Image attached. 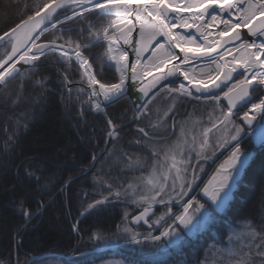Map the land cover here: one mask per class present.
I'll use <instances>...</instances> for the list:
<instances>
[{"label":"trees","instance_id":"16d2710c","mask_svg":"<svg viewBox=\"0 0 264 264\" xmlns=\"http://www.w3.org/2000/svg\"><path fill=\"white\" fill-rule=\"evenodd\" d=\"M44 2L0 0V34ZM68 12L69 9L60 10L55 18ZM89 22L93 24L91 30L87 27ZM105 23L98 12L85 13L83 17L57 24L41 40L62 37L60 42L70 39L82 46L89 45L96 38L89 32L102 31ZM91 44L82 52L92 64L96 78L105 84L116 83L106 46ZM61 72L72 83L83 75L74 61L60 62L54 53H49L0 88V264H234L226 257L210 259L204 258V254L212 251L210 255L214 258L217 251L225 253L221 249L226 236L239 222H250L258 232H264V151H261L239 180L229 209L213 218L191 240L177 227V249L173 248L174 243L169 245L162 239L158 243L125 244L114 252L71 259L48 256L27 263L30 255L48 252L70 255L127 240L123 229L128 217L136 211L135 206L124 197L120 199L126 202L113 201L109 192L120 185L135 183L134 177L149 171V167L135 172L121 171L127 164L124 153L147 157L148 165L152 162L149 147L134 144L137 128L150 131V122L155 118L151 117L155 111L149 113L151 104L148 115L134 119L135 105L145 104L148 97L136 91L105 108L107 119L117 126L118 138L113 140L108 136L110 128L103 115L91 112L86 92L80 94L78 85L67 88ZM160 100L158 96L153 102ZM183 102L184 98L180 99L179 107ZM176 111L179 109L167 118L170 133L172 119H183L187 114V110L181 114ZM173 137L175 134L169 140ZM93 156L97 158L93 160ZM103 197L110 202L88 210V204ZM24 209L33 214L31 219L23 216ZM82 210L86 212L74 231L75 220ZM159 231L157 227L154 234ZM147 233L139 232L142 236ZM251 264H261L260 258L253 254Z\"/></svg>","mask_w":264,"mask_h":264},{"label":"snow or ice","instance_id":"6c2138e0","mask_svg":"<svg viewBox=\"0 0 264 264\" xmlns=\"http://www.w3.org/2000/svg\"><path fill=\"white\" fill-rule=\"evenodd\" d=\"M67 3L73 6L72 15L65 16L64 21L57 23H64L74 17H83L85 13L93 12H98L101 20L106 21L102 31L93 30L89 35H95L96 39L93 43L107 44V55L110 60L116 59L112 55L114 51L119 52V59L116 62L119 64L123 61L124 69L121 71L118 83L105 84L96 79V75L92 72V64L82 52V47L93 46L91 43L82 46L79 42L70 39L62 44L58 43L62 37H54L46 43H37L48 31V28H41V24L54 19L57 9L63 8ZM84 5L87 7H83ZM77 8L81 11L77 12L75 10ZM225 14L227 17L238 16V19L225 18ZM257 15L264 17V0H255V2L253 0H45L42 6H36L34 13L26 20L0 34V43L11 45V51L0 59V69H2L0 84L6 85L10 79H14L15 75L19 74L17 64L20 62L31 64L49 53H58L62 58H70L69 52L65 50L67 48L84 69L88 87L92 89L87 102L93 109L100 111L102 105L96 99L99 96L102 95L104 102L110 104L126 94L125 81L129 78L127 76L129 52L126 48L131 47L136 56V60L130 65L132 81L138 79L137 64L141 62L144 53L151 52L148 61L160 72V75L154 77L150 87H140L138 91L148 97L152 88H157L158 85L160 87L147 103L135 105L134 119L148 115L149 105L158 96L161 97L162 103L168 100L172 103L162 115L157 108V119L150 122L151 131L144 127L137 128L134 144L149 147L151 165L147 164V157L142 159L139 155L133 157L127 153L123 154L127 164L121 171L135 172L149 167L148 174L145 176L141 172L139 177L133 178L135 183L120 185L117 190L110 191L109 196L116 200L124 197L142 208L139 215L133 217V222L143 221L149 228L153 224L160 228L159 235L149 232L143 239L138 238L139 233L125 228L124 232L132 244L158 243L163 239L171 245L179 238L177 225L191 230L189 226L193 222V214L190 210L194 205L195 213L201 214L204 218L208 216L206 211L202 212L205 204L195 199L182 203L183 210L180 214L173 213L170 206L174 200L183 201L193 190L198 179L197 169L201 168L200 161L208 159L207 153L212 151L214 154L215 150L231 148L228 159L217 169L219 177L214 176L213 181L201 190L212 205L220 208L228 200L251 156V153L241 148L244 126H247L253 137L264 146V98H261L259 103H250L252 94L257 89L264 88V20H260L259 25H254L253 21L257 19ZM133 16L136 20L135 24L131 19ZM57 23L51 24V27L55 29ZM219 25H223V29L216 31ZM87 27L93 29L92 22H89ZM137 28L138 33L134 36L133 33ZM241 28H246L252 37L262 39L259 42L256 39L244 40ZM190 29H195L199 35L192 34L188 31ZM34 33L38 34L34 35ZM121 42L124 47H121ZM29 44L31 46L19 55L18 60L14 59L21 49ZM114 44L115 48H113ZM180 53L183 54L182 59ZM193 60L204 61L201 69L202 78H195L181 67L189 65ZM177 75L182 76L187 84L181 82L177 87H172L174 81L169 78ZM97 85L99 91L96 90ZM193 89L195 93L200 94L195 98L206 106L213 105V111L219 110L220 116L216 118L212 128L204 129L202 142L195 135L189 142L182 128L180 137L169 143L170 136L175 134V120L173 119V132L170 133L167 118L174 111L178 97H193ZM216 90L219 92L217 93ZM68 91L71 93V89ZM84 92L83 88L79 89L80 94ZM223 101H226V108L222 107ZM247 104H250V107H247L240 116L243 124L234 122L232 117L236 114V110ZM108 125L109 138L117 139V126L111 119L108 120ZM218 125L223 127V135L213 144L210 142V135L213 129L218 130ZM257 130H259L258 137ZM95 159L96 157L93 156V160ZM108 187L112 188V185L108 184ZM108 202H110L109 198L103 197L88 204L87 208L97 209ZM155 204L166 205L168 210L149 223V214L153 213ZM22 214L28 219L33 215L27 209H24ZM169 220L172 222L168 223ZM73 228L75 230V225ZM247 229L244 237L237 238L241 245L238 250L232 248L223 250L229 256L239 255L237 264H251L253 254L260 258L261 264H264V232H258L250 222L247 224ZM258 238L259 243H257ZM245 247L248 249L247 252L244 251Z\"/></svg>","mask_w":264,"mask_h":264},{"label":"rangeland","instance_id":"374dc122","mask_svg":"<svg viewBox=\"0 0 264 264\" xmlns=\"http://www.w3.org/2000/svg\"><path fill=\"white\" fill-rule=\"evenodd\" d=\"M83 7H85V5ZM75 10L77 11V9H75ZM79 10L81 11V9H79ZM71 11H73V6L71 7ZM80 11H78V12H80ZM95 39L96 38H94V40ZM94 40L91 43H93ZM61 42L64 43L65 41H61ZM103 44L106 46V56H107V59H108V63L110 65H113V60H110L108 58V55H107V44H105V43H103ZM7 47H8V44H6L5 46L2 47V51L0 50V52L2 54L1 56H3L7 52ZM112 55H113V53H112ZM73 61H75V60L71 59L69 61H65V63H70V62H73ZM82 73H83V75L77 81L85 84V83H87V76L84 75V71H82ZM82 77H83V80H82ZM147 83L145 84V86L147 85ZM178 85L179 84H175V83L171 84L172 87H177ZM156 92L157 91H155V93ZM183 98H184V102L185 101L186 102L183 105V107H181V106L179 107L180 99H183ZM161 103H162V100H160L159 102H153L152 105H151V108H150L151 110H150L149 113L152 114L155 111L153 113V115L151 116V117H153V116L155 117L153 119V122L157 119V108L160 109V114L162 115L163 111L167 109V107L172 103V101L170 100L168 103H166L165 106H160ZM213 107H214L213 105H208V106L204 105L201 100H197L194 96L193 97H187V96L178 97L174 111L176 110V108H178L179 112L176 111L177 112L176 114H178V113L181 114V113H183V112H185L187 110V112H186L187 114H186V116L183 119L180 118V117L178 119H175V122H177L175 124V126H176V128H175V130H176L175 131V137H173V139L169 140L168 142L171 143V142L177 140L180 137V133H181V129L182 128L184 130L185 136L189 139V142H191V137L193 135L197 136L198 140L202 142V139H203L202 133H203L204 129L206 127H208V125H210L211 123H214L216 118L220 116L219 110L213 111ZM222 107H225V106H223V104H222ZM172 113H174V112H172ZM172 113H170L169 116ZM234 122L237 123L236 120ZM172 126H173V119H172V121L170 123V128ZM149 128H150V125H149ZM150 131H151V128H150ZM220 134L223 135V129H222V131H220ZM220 134L217 137H220L221 136ZM213 138H215V137H213ZM253 139L256 142H259L258 139L254 138V137H253ZM214 144H215V142H214ZM200 165H201V168L197 169L198 176L201 173V171L204 169V167H203L204 165L201 164V163H200ZM148 172L144 173V175L146 176L148 174ZM230 196H231V194L229 195V198H230ZM190 198L191 197L189 196V198L187 200H189ZM194 199L203 204L201 199L200 200H198L197 198H194ZM226 203H227V201L220 208H218L219 211L223 210L226 207ZM194 208H195V205L193 206V209L190 210L192 212V214H193V222L191 224L193 232L200 231L205 226L206 222L211 221L210 218H204L201 214L195 213ZM167 210L163 209L160 213L157 214V216L151 217L150 218V222L152 223V221H154L161 214L167 212ZM203 211H207V213H208V209L206 208V206H205V209L202 210V212ZM154 226L157 227V225L153 224V227ZM125 228H129L133 232L138 233V231L135 228H132L129 224H127L126 227H124V229ZM124 229H123V231H124ZM246 231H248V229H247V224L245 222H239L236 225H234V228H231L229 233L226 236L227 239H226V242H225V244L223 246V249L232 248V249H237L238 250L241 247V245L238 243L237 238L238 237H244V234H245ZM230 237H231V240H230ZM246 239L247 238L245 237V240ZM174 245H175V243H174ZM176 246H177V244H176ZM223 249H221V250H223ZM245 250H246V248H244V251ZM211 252L212 251H210L208 253H205L204 254V258L209 257L210 259L211 258L212 259H218V256H219V258L221 259V258H225L226 257L229 260L233 261L234 264H237V261L239 260V255H237V256H229L226 251H225V253H218V251H217L215 253L216 256L214 255V258H213V256L210 255ZM223 260H225V259H223ZM221 264H224V263H221Z\"/></svg>","mask_w":264,"mask_h":264},{"label":"water","instance_id":"95a60500","mask_svg":"<svg viewBox=\"0 0 264 264\" xmlns=\"http://www.w3.org/2000/svg\"><path fill=\"white\" fill-rule=\"evenodd\" d=\"M72 5L70 4V3H67V4H65V6L63 7V8H59V9H57V12L54 14V17L57 15V13L60 11V10H63V9H66V8H70ZM32 15V14H31ZM26 20V19H25ZM61 20H64V18H61L60 20H54V19H52L51 21H45L43 24H41V28H48V30L51 28V24H53V23H57V21H61ZM260 20H264V17H261V16H259V15H257V19L255 20V21H253V24L254 25H259V21ZM20 23V22H19ZM190 31H192V33L193 32H195V34H197V35H199L198 33H196V31H195V29H190ZM241 33H242V38L244 39V40H248V41H251L252 39H256L257 41H259L260 39H262V38H259V37H252L249 33H248V30L246 29V28H241ZM135 34H134V36L137 34L136 33V31L134 32ZM35 34H38V33H34V35ZM46 42H48V41H37V43H46ZM0 44H2V43H0ZM62 44V43H61ZM31 45L29 44V45H27L25 48H22L21 49V52L20 53H18L17 54V56L16 57H14V59H16V60H18V58H19V55L20 54H22L25 50H26V48L27 47H30ZM121 47H124L123 45H122V42H121ZM65 50H70V49H67V48H65ZM126 50L129 52V65H128V70H131V62H134L135 60H136V56H135V53L132 51V48L131 47H127L126 48ZM9 51H11V45H10V47H9ZM8 51V52H9ZM71 51V50H70ZM179 50L177 49V52H178ZM56 54H58V53H56ZM151 55V52H146V53H144V56L141 58V62L139 63V64H137V72H138V79H137V81H135L134 83H127L126 81H125V86H126V89H127V91H126V94L125 95H123V96H127V95H130V93H132V92H134L135 90H137V89H139L140 88V86L143 84V83H145L148 79H150L151 78V76L154 74V70L153 71H151V72H149V73H147L146 71H148V69H149V67L148 66H150V65H148V64H150V61H148V57ZM4 58V57H3ZM3 58H1V59H3ZM180 58L182 59L183 58V54L182 53H180ZM61 60H64V61H67V59H61ZM10 63V62H9ZM34 62H32L31 64H23V65H21V66H17V68L20 70L19 71V74L20 73H22L27 67H29V66H31L32 64H33ZM197 63H204V61L203 60H193V61H191V63L189 64V65H187L188 66V68L190 67V66H192V65H194V64H197ZM6 66V65H5ZM183 69L186 67V66H184V65H182L181 66ZM186 69V68H185ZM0 71H2V69H0ZM116 73H117V71H116ZM19 74H17V75H15V77H17V76H19ZM117 75H118V73H117ZM235 75V74H234ZM154 76V75H153ZM120 78V77H119ZM11 80V79H10ZM176 81H178L179 83H181V82H184L185 84H187V81H184V78L182 77V79L180 78H177L176 79ZM8 83V82H7ZM4 84H0V88L3 86ZM67 85H69V86H71V85H73V84H70V83H68L67 82ZM79 85H81L82 87H83V89L84 90H86V92H87V94L89 95L90 93H91V90H90V88L88 87V84L87 83H85V84H82V83H79ZM134 85V86H133ZM217 91V93L219 92V90H216ZM193 93H194V96H198V95H200L199 93H195V90L193 89ZM123 96H121V97H123ZM120 97V98H121ZM98 101L101 103V105H102V110H100V112H102L103 113V115H104V108L105 107H107L108 105H110V104H112V103H110V104H108V103H106V102H104V100H103V96L101 95V96H99L98 98ZM119 100V99H118ZM117 100V101H118ZM224 103H225V106H226V101H223ZM92 111H94V112H97V110H95V109H93L92 108ZM219 126V125H218ZM246 128H248L247 126H245ZM208 128H212V125L211 126H209ZM140 211H142V210H140ZM140 211L139 212H137L134 216H137V215H139V213H140ZM85 211H82L81 213H80V215L78 216V218H77V220L80 218V216L82 215V213H84ZM155 212V208H154V206H153V213ZM153 213H150L149 214V216H151V215H153ZM134 216H132L129 220H130V222H131V224L133 225V226H135V225H138V224H142V225H144L145 227H149L148 226V224H145L143 221H139V222H133V217ZM77 220H76V224L78 223L77 222ZM115 246V245H114ZM114 246H104L103 248H97V249H94L93 251H103V250H106V249H111V248H113ZM90 252H92V251H87V252H85V253H90ZM49 255V253L48 254H37V255H32V256H30V258L28 259V262H31V261H33V260H38L39 258H43V257H45V256H48ZM55 256H57V257H62L63 255L62 254H59V255H55Z\"/></svg>","mask_w":264,"mask_h":264},{"label":"flooded vegetation","instance_id":"af4514ba","mask_svg":"<svg viewBox=\"0 0 264 264\" xmlns=\"http://www.w3.org/2000/svg\"><path fill=\"white\" fill-rule=\"evenodd\" d=\"M261 98H264V88L257 89V91L252 94L250 103H257V102L260 101ZM247 107H250V104H247L244 107L240 108L236 112V114L232 117L233 121L236 120L237 123L239 124L238 121H240V115H241V113H243V111L247 110ZM240 124H241V122H240ZM244 128H245V132H244V134H245L248 130L246 129V127H244ZM222 129H223V127L222 126H219L218 127V130L216 129V130H214L212 132V134L210 135V142L211 143L214 144V142L218 138L217 136L220 134V131H222ZM213 137H215V138H213ZM244 139H246V138H244ZM244 139H243V141H244ZM245 144H241V148L245 152L251 153L250 158L258 157L259 152L262 151V150H264V146H261L260 144H258L256 146V148H253V149L250 148L251 143L250 144L245 143ZM230 152H231V148L230 147H225V148H221V149L215 150V153L214 154H213V152L209 151L207 153L208 159L207 160H201L200 161V163L204 165L203 166L204 169L201 171L200 176H199V180H198L199 186L193 187V190L190 193L191 194L192 193L193 194H200L201 197H202V199H203V201L206 203L205 206H206V208L208 210H211L213 208L217 209V208H216V206L212 205L210 201H208L207 197H205L203 195V192L201 190L203 189V187L206 184H209L210 181H213V178H214L213 177L214 170H216V168L220 167L222 164L225 163V161L228 159V157L230 155ZM249 164L250 163H248V165ZM237 184H238V182H237ZM209 186L212 187L213 185H209ZM234 187H233V189H234ZM185 230L187 231V229H185Z\"/></svg>","mask_w":264,"mask_h":264},{"label":"bare ground","instance_id":"6f19581e","mask_svg":"<svg viewBox=\"0 0 264 264\" xmlns=\"http://www.w3.org/2000/svg\"><path fill=\"white\" fill-rule=\"evenodd\" d=\"M253 2H255V0H253ZM85 7H87V5H85ZM80 8H77V10H79ZM225 18H229V19H238V16L237 17H227V15L225 14ZM131 19H132V21H133V23L135 24L136 23V20H135V17L133 16V17H131ZM223 29V25H219V27L218 28H216L215 30L216 31H219V30H222ZM211 30V29H210ZM180 31H183V30H180ZM136 33H138V28H137V30H136ZM135 33H133V35H134ZM260 41V40H259ZM259 41H257V42H259ZM201 43L203 42V41H200ZM116 47V45L114 44L113 45V48H115ZM66 51H68L69 52V56H70V58H76L75 57V55L74 54H72V52L70 51V50H66ZM235 54V53H234ZM59 56V55H58ZM113 56H115L116 57V59L115 60H113V65H114V67H116V70H117V72H118V74H119V77L121 76V71L124 69V62L123 61H121L119 64H117V60L119 59V52H116V51H114L113 52ZM60 57V56H59ZM60 58H62V57H60ZM66 59H68V58H66ZM24 63L23 62H20V63H18L17 64V66H21V65H23ZM148 65H150V66H148L149 67V69H148V71H146L147 73H149V72H151V71H153L154 70V76L152 75V78H151V82L149 83V86L148 87H150L151 86V84H152V82H153V80H154V77H156V76H158V75H160V72H158L157 70H156V68L155 67H152V65H151V62H150V64H148ZM202 66H204V63H197V64H194V65H192V66H190L191 68H188V66H186L185 68H184V70H186V71H188L190 74H192L193 76H195V78H197V79H199V78H202V72H201V69H202ZM118 69H120V70H118ZM127 76L129 77L128 79H126V82L127 83H134L135 81H132L131 79H130V77H131V70H128V72H127ZM177 78H181L182 79V76H176V77H170L169 79L170 80H176ZM137 81V80H136ZM163 83V82H162ZM159 86V85H158ZM157 86V87H158ZM154 89H156V88H152L150 91H149V93L150 92H152ZM90 90L92 91V89L90 88ZM96 90L97 91H99V86L97 85L96 86ZM97 99V98H96ZM256 136L258 137L259 136V130H257L256 131Z\"/></svg>","mask_w":264,"mask_h":264}]
</instances>
